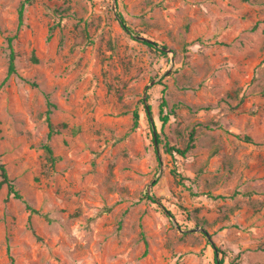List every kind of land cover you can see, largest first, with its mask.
Here are the masks:
<instances>
[{
	"label": "rangeland",
	"instance_id": "obj_1",
	"mask_svg": "<svg viewBox=\"0 0 264 264\" xmlns=\"http://www.w3.org/2000/svg\"><path fill=\"white\" fill-rule=\"evenodd\" d=\"M0 161V264H264V0H0Z\"/></svg>",
	"mask_w": 264,
	"mask_h": 264
},
{
	"label": "trees",
	"instance_id": "obj_2",
	"mask_svg": "<svg viewBox=\"0 0 264 264\" xmlns=\"http://www.w3.org/2000/svg\"><path fill=\"white\" fill-rule=\"evenodd\" d=\"M24 9H25V3H23L21 8H20V17L21 18H22V15L24 13ZM119 18L121 20V23H122L123 27L129 32H133L132 28L127 24V22H126V20H125V18H124V16L122 14L119 16ZM139 40L143 41L146 44H148L150 47H154L155 49L163 52L164 54H167V52L165 50H162V49L157 47V46H159L158 42L150 41L149 39H142V38H139ZM9 41H10V45H11V49H12V51H11V61H10V67H9V75H11L13 73H17V66H16V54H15V50L13 48V37H10ZM165 91H166V86H165V88H163V93H165ZM166 106H167V100L163 96L162 102L160 104V110H161L160 111V114H161L160 116H161V119L163 121V125H165L170 119V114H168V113L164 114ZM146 108H147L148 118H149L150 124L152 126L153 132L155 133L156 141H160V138H159L160 135L158 134V132L156 130V124H155L152 112L150 110V106H147ZM51 112L52 111L49 110L48 113H47V121H48L49 129H50L49 130V137H52L55 133L60 132L62 128L67 126V123H65V122L59 123V124H55L54 121L52 120ZM134 115H135V124H138L139 123V119H140L139 111L136 110ZM196 132H197V130L195 128H193V130H191V132L189 134V138H188L187 144L185 145V147L179 148L177 146H169L168 145L167 151H169L171 153L173 151H177L181 155L185 156L190 150H192L196 146V141H197V133ZM45 149L47 150L48 156L51 159V161L53 163H55L56 160H57V157L54 154V150H53L52 146L49 143H47L45 145ZM174 172L177 175H180L178 172H176V171H174ZM0 175H1L0 189L6 184L8 186V188H9V194L14 195L15 198L23 199V195L20 192V190L16 187L13 179L11 178L6 164L4 162H2V161H0ZM146 196L149 199L153 200V201H157V200H155L154 196L151 195L149 192H146ZM205 235L208 237V235L206 233H205ZM210 243L213 244L214 247H215L216 264L222 263L224 261L223 258H219V252L221 251V249L218 248L212 240H210Z\"/></svg>",
	"mask_w": 264,
	"mask_h": 264
},
{
	"label": "water",
	"instance_id": "obj_3",
	"mask_svg": "<svg viewBox=\"0 0 264 264\" xmlns=\"http://www.w3.org/2000/svg\"><path fill=\"white\" fill-rule=\"evenodd\" d=\"M138 37H139V38H142V39H149L150 41H154V40H152V39H150V38H147V37L144 36V35H139ZM201 229H203V231L208 235V238H209L210 240L213 241L212 236H211V234L209 233V231H208L207 229H205V228H201Z\"/></svg>",
	"mask_w": 264,
	"mask_h": 264
}]
</instances>
